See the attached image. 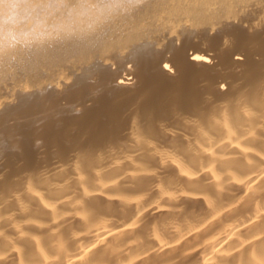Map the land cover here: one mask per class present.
<instances>
[{"label": "bare ground", "instance_id": "obj_1", "mask_svg": "<svg viewBox=\"0 0 264 264\" xmlns=\"http://www.w3.org/2000/svg\"><path fill=\"white\" fill-rule=\"evenodd\" d=\"M0 264H264V0H0Z\"/></svg>", "mask_w": 264, "mask_h": 264}, {"label": "rangeland", "instance_id": "obj_2", "mask_svg": "<svg viewBox=\"0 0 264 264\" xmlns=\"http://www.w3.org/2000/svg\"><path fill=\"white\" fill-rule=\"evenodd\" d=\"M88 1L91 3H94V1H97V0H88ZM98 1H102V0H98Z\"/></svg>", "mask_w": 264, "mask_h": 264}]
</instances>
